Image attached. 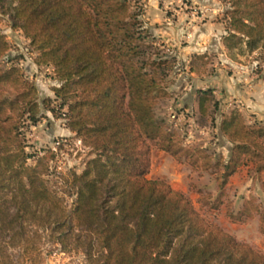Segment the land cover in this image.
I'll return each mask as SVG.
<instances>
[{
  "label": "trees",
  "instance_id": "16d2710c",
  "mask_svg": "<svg viewBox=\"0 0 264 264\" xmlns=\"http://www.w3.org/2000/svg\"><path fill=\"white\" fill-rule=\"evenodd\" d=\"M227 3L226 48L264 52V0ZM143 14L131 0H0V25L8 16L38 53L36 64L54 69L59 109L92 155L60 189L46 178L47 156L28 163L35 155L26 129L40 120L39 91L19 66L1 65L10 44L0 31V264H17V250L23 262L43 264V233L85 264H264V251L210 223L187 194L148 178L157 149L211 173L221 198L241 168L264 175V122H249L239 109L222 114L227 158L185 145L156 113L169 97L174 60L154 47ZM198 99L202 115L220 112L211 91ZM261 186L263 200L250 196L230 217H257L264 234Z\"/></svg>",
  "mask_w": 264,
  "mask_h": 264
},
{
  "label": "rangeland",
  "instance_id": "374dc122",
  "mask_svg": "<svg viewBox=\"0 0 264 264\" xmlns=\"http://www.w3.org/2000/svg\"><path fill=\"white\" fill-rule=\"evenodd\" d=\"M131 1L135 8L144 13L142 19L153 35L154 47L162 55H169L167 57L174 60L166 80L169 97L159 102L156 110L158 118L177 132L185 145L203 147L214 157L223 155L227 158L229 144L219 130L222 114L239 109L249 122H264V115L247 108L244 100V96L255 99L253 92L246 93L249 84L264 81V52L257 50L249 53L245 48L229 50L225 47L224 53L216 47V38H208L200 46V25L206 19H211L209 13L214 15L215 20L227 24L226 13L231 11L227 0H211L215 6L213 11L205 9L207 7L202 4L203 0ZM0 31L6 35L10 44V50L1 65L19 66L39 91L40 120L26 129L27 151L35 155L28 163L34 165L38 157L47 156L49 172L46 178L51 186L60 189L70 172L81 173L84 170L86 162L92 157L91 152L79 143L74 133L67 131V122L63 116L66 110L59 109V102L53 92L55 87L60 86L54 69L36 64L38 53L20 30L12 28L8 16H4ZM226 35L227 32L222 38ZM208 45L213 50H205L200 54L201 49ZM200 90L212 92L214 99L220 103V112L211 114L209 110L205 116L200 113ZM46 99L50 100L47 106L44 105ZM49 109L55 110L57 116ZM56 141L61 142L57 151L54 150ZM48 151L51 153L48 154ZM148 178L163 180L175 191L187 194L201 215L241 242L254 246V242L264 235L259 231L260 222L257 217L247 223L234 222L230 217V212L238 214L245 199L250 196L263 200L261 182L264 175L257 176L251 167L241 168L230 179L225 193L219 198L221 192L211 173L194 172L188 164L153 149ZM218 199L223 204L214 210L212 207L217 205ZM71 201L72 198H69V203ZM42 235L40 251L43 264H85L84 256L64 252L46 233ZM13 255L18 259L17 264H28L22 261L18 250L13 251Z\"/></svg>",
  "mask_w": 264,
  "mask_h": 264
},
{
  "label": "crops",
  "instance_id": "0c3cea01",
  "mask_svg": "<svg viewBox=\"0 0 264 264\" xmlns=\"http://www.w3.org/2000/svg\"><path fill=\"white\" fill-rule=\"evenodd\" d=\"M200 1H202V0H200ZM202 4L206 5L207 8H205V9H212V11L214 10L213 7H215V6L211 2V0H203ZM208 16L211 17V19L210 20L206 19L203 22V24L200 25V46H203L204 40H206L208 38H211L214 40V38H216V42H218L216 44V47L218 48L219 51L225 53V50H226L225 47L226 46L224 45V42L222 41V39H223L222 37L226 34V29H225L226 23L224 25L223 24L224 21L220 22L219 20H215L213 17L214 15H212V13H209ZM209 46L210 45L205 46L203 49H201L200 54H203V52H205V50H213L212 47H209ZM202 50H204V51H202ZM248 92H253L252 96H254L255 99H252L250 97L247 98L244 96V100H245V104H246L247 108H252L253 110H256L254 112H257L258 114L264 115V81L260 80L259 82L249 84L248 89L246 88V93H248ZM240 94H241V92H240ZM67 131L70 134H72V132L70 130L67 129ZM220 135L229 144L228 151L230 153L231 144L222 135L221 132H220ZM253 245H254L253 246L254 248L264 251V235L261 236V239L259 241L254 242Z\"/></svg>",
  "mask_w": 264,
  "mask_h": 264
},
{
  "label": "built area",
  "instance_id": "2783aa9c",
  "mask_svg": "<svg viewBox=\"0 0 264 264\" xmlns=\"http://www.w3.org/2000/svg\"><path fill=\"white\" fill-rule=\"evenodd\" d=\"M79 141H80V140H79ZM79 143L82 144L81 141H80ZM55 145H56V147H54V150L57 151V146H60V145H61V142H60V141H56V142H55Z\"/></svg>",
  "mask_w": 264,
  "mask_h": 264
}]
</instances>
